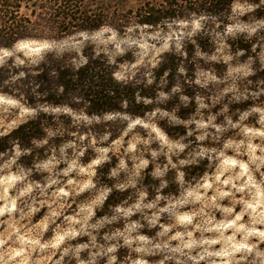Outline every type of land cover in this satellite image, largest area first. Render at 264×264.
<instances>
[{
    "label": "rangeland",
    "instance_id": "rangeland-1",
    "mask_svg": "<svg viewBox=\"0 0 264 264\" xmlns=\"http://www.w3.org/2000/svg\"><path fill=\"white\" fill-rule=\"evenodd\" d=\"M206 1L60 0L102 25L0 50V138L44 128L0 154V264H264V0Z\"/></svg>",
    "mask_w": 264,
    "mask_h": 264
},
{
    "label": "trees",
    "instance_id": "trees-1",
    "mask_svg": "<svg viewBox=\"0 0 264 264\" xmlns=\"http://www.w3.org/2000/svg\"><path fill=\"white\" fill-rule=\"evenodd\" d=\"M205 3H207L209 7H215L214 1L212 0H207ZM60 4V0H53L52 3L44 0H0V50L9 49L12 45L20 41L48 39L47 36L50 35L51 32L56 36L70 35L73 33L72 31H93L102 25L104 17L101 13L75 7L70 3H65L63 6ZM255 5L258 6V3ZM26 6H30L34 10H39V14L35 15L31 13L33 17L32 15L28 17L27 15H23L21 10ZM54 8H56V10ZM47 9L52 11V13L49 19H44ZM259 9L262 11L260 17H264V7ZM147 14L148 16L152 15L151 12ZM95 22L97 24L90 26V24L92 25ZM142 23L144 25H153L155 22L146 20ZM33 26L38 27L41 34H35L32 29ZM51 63L52 69H47L42 79H45L47 74L49 75L52 73L53 76L50 78L55 80L54 91L58 89L62 96H73L77 91L78 82L84 83L86 85H82V92L85 93L87 98H90L92 108L94 109L87 112V115L99 116L104 113H113L115 111L112 108L109 110H99V108L106 107L115 99V95L124 92L125 88H120V86L115 84L113 85L111 79L109 81L110 84L112 83L111 85H113V88H108L106 83L102 84L103 77L100 69L91 68L92 63L90 62L77 70L69 67L63 68V63L57 60H53ZM47 84L50 85L51 83L47 82ZM25 130L26 133L28 131H37L38 135L32 134L33 136H29V134H23ZM43 130L44 128L39 124L34 125L32 122L29 123V125L18 127L9 135L0 138V154L5 150V147H3L5 143L9 141L18 142L38 139L39 135L42 137L41 133Z\"/></svg>",
    "mask_w": 264,
    "mask_h": 264
}]
</instances>
